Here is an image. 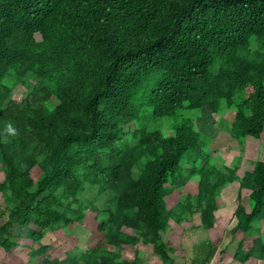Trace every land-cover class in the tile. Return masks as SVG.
I'll return each mask as SVG.
<instances>
[{"label": "trees", "instance_id": "trees-1", "mask_svg": "<svg viewBox=\"0 0 264 264\" xmlns=\"http://www.w3.org/2000/svg\"><path fill=\"white\" fill-rule=\"evenodd\" d=\"M205 111L257 147L251 171L218 167ZM0 166L7 253L19 226L43 264H142L137 251L122 258L139 245L175 264L165 235L195 215L212 230L221 191L238 183L234 259H263L262 232L244 248L264 221V0H0ZM90 213L96 247L53 256L43 240Z\"/></svg>", "mask_w": 264, "mask_h": 264}, {"label": "rangeland", "instance_id": "rangeland-1", "mask_svg": "<svg viewBox=\"0 0 264 264\" xmlns=\"http://www.w3.org/2000/svg\"><path fill=\"white\" fill-rule=\"evenodd\" d=\"M27 92L24 88L18 86L15 88L13 93V99L16 101H22ZM56 103V102H54ZM205 115V121L202 118L204 115L197 119V124L199 128H204L206 134L213 139V145L211 147L213 156L218 159V167L220 165H230L231 167L236 166L239 171L238 175L242 176L245 172L251 171L253 169L252 161H255L257 155V147L245 143L242 145L240 142L232 140L229 134L224 130V126L219 128L215 125L214 118L208 113V111L203 112ZM235 113V112H234ZM165 121L159 122L156 124V128L160 130H167ZM132 130H135V127H131ZM249 146L251 149H249ZM221 168V167H220ZM1 170V166H0ZM226 173V172H225ZM39 174L38 170H34V175ZM2 181V177H0ZM187 194L195 196L198 190V178H193L189 185L185 188ZM96 192H91L87 194V199L92 200ZM239 184L234 183L225 187L221 191V199L219 200V211L216 213V227L210 231H205L199 228L200 220L199 215H195L188 222H183L175 232H168L165 235V240L169 241L171 244V250L175 252L173 254V260L175 264H234V255L236 253L237 247L242 239V234L234 235L231 233V230L236 226L235 212L239 204H244L247 201L248 194L242 192L243 198L238 201L239 197ZM183 196L179 197V202H182ZM177 196L169 197L167 199L168 208L173 206L176 203ZM171 199V200H170ZM102 203H99L101 206ZM5 208L2 206V198L0 197V226L4 224L7 220V217L3 215ZM89 218L86 219L83 226L81 227H69L58 233H53L51 235L53 241V249L51 251L52 255H59L67 252H76L75 250L82 251L80 247H96L94 245L103 237L102 234L98 233V223L94 221L93 214H89ZM254 231H251L250 239H246L245 245L259 236L258 234L262 232L264 235V221L254 222L251 226ZM261 228V231H255ZM14 234L17 236L19 232L22 233V236H25L27 229H21L19 226H15ZM253 234V236H252ZM207 242H211L214 251L209 256L207 261V255L210 246ZM50 243V242H49ZM144 254L146 261L142 264H146L147 260L150 261V264H161L160 259L154 255V250L152 247L137 246L133 251L123 252V258L130 263L134 262L137 258L136 252ZM141 257H139L140 260ZM119 262H122L120 260ZM141 264V262H140Z\"/></svg>", "mask_w": 264, "mask_h": 264}, {"label": "crops", "instance_id": "crops-1", "mask_svg": "<svg viewBox=\"0 0 264 264\" xmlns=\"http://www.w3.org/2000/svg\"><path fill=\"white\" fill-rule=\"evenodd\" d=\"M251 145V144H250ZM249 149H251V147L249 146ZM78 227V226H76ZM60 232V231H58ZM56 232V233H58ZM14 234V232H13ZM19 236L22 237V242L20 243V247L13 249L11 252H5L4 250H2L0 248V264H43L45 258H36L35 260H33L32 258V254H31V250L32 249H36V246L32 243V241L28 238L27 233L25 234V236H22V233L19 232ZM15 235V234H14ZM52 235V234H51ZM51 235L47 236L44 240H43V244L49 246L50 248H52L51 246H53V241H51L52 237ZM54 235V234H53ZM16 236V235H15ZM100 241V240H99ZM98 241V242H99ZM50 242V243H49ZM97 242V243H98ZM96 243V244H97ZM94 242V245H96ZM252 247V244L250 242V244L248 243L247 246L245 245V250H250ZM82 249V252H86L89 251L91 249H94L95 247H80ZM53 249L50 250V252ZM61 254V253H60ZM56 256V255H53ZM235 256V255H234ZM122 258H123V254H122ZM124 260V258H123ZM127 261V260H126ZM130 261V260H129ZM127 261V262H129ZM234 264H241L238 261H235L234 259ZM130 263V262H129ZM146 264H150V261L147 260ZM162 264V263H161ZM245 264H264V258L263 259H257V258H251L247 263Z\"/></svg>", "mask_w": 264, "mask_h": 264}]
</instances>
